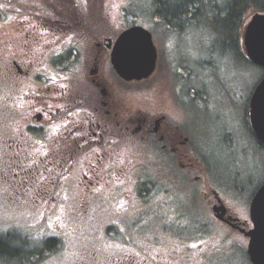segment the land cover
Listing matches in <instances>:
<instances>
[{"label":"flooded vegetation","instance_id":"1","mask_svg":"<svg viewBox=\"0 0 264 264\" xmlns=\"http://www.w3.org/2000/svg\"><path fill=\"white\" fill-rule=\"evenodd\" d=\"M18 2L0 0V24L8 19L13 24L0 30V205L38 212V220L20 232L26 239L6 230L0 240L16 246L21 261L40 259L61 240L58 209L69 210L70 218H87L118 192L126 200V234L119 223L102 231L106 239L120 241L117 249L106 253L92 247L73 254L68 248L62 264H195L188 253L191 241H202L196 245L201 248L214 232L220 241L211 253L200 252L197 264H223L225 250L245 249L249 259V206L259 186L244 218L234 215L216 188L199 189L201 204L186 211L197 216V229L189 235L175 232L185 210L172 204L173 191L161 178L162 161L195 182L194 162H179L188 155L180 146L189 138L179 140L165 128V115L132 105L130 83L146 81L154 72L138 81L115 72L111 53L126 27L105 1L97 16L87 10L90 0H45L39 8L28 4L26 15ZM250 2L254 13H264V0H250L245 9ZM46 17L59 27H48L41 20ZM149 224L159 231L146 233ZM73 229L86 231L83 225ZM169 243L184 245L185 251L169 249Z\"/></svg>","mask_w":264,"mask_h":264},{"label":"rangeland","instance_id":"2","mask_svg":"<svg viewBox=\"0 0 264 264\" xmlns=\"http://www.w3.org/2000/svg\"><path fill=\"white\" fill-rule=\"evenodd\" d=\"M18 1L20 9L23 8L21 14L25 15L28 4L39 8L45 3V0ZM104 1L121 28L142 25L150 30L157 48L154 73L148 80L132 82L128 87L132 105L146 107L149 115H165V128L177 133L179 140L189 138L184 146H180L182 153L188 155L179 162H194L190 175L199 176L195 182L182 178L180 168L174 174L168 162L165 159L162 161L161 178L173 191L172 204L179 203L183 206L179 209L185 210L179 216L175 232L189 235L197 229V216L189 215L186 211L193 207L196 209L201 204L199 189L216 188L226 204L231 206L235 216L247 217L245 207L264 181V149L257 144L247 121L248 100L263 70L237 56L234 46H230V49L223 46L221 32L217 29L223 27L225 7L231 0H204L193 17L187 15L184 21L176 19L179 24L176 27L155 13V0ZM100 2L101 0H90V8L87 10H90L92 16H97L101 9ZM251 4L250 2L243 11V19L238 28L240 35L255 12ZM53 19L56 20V17ZM41 20L48 27L58 28L60 25L50 17ZM11 21L8 19L5 24H0V30H11ZM238 42V49L245 55L241 36ZM123 84L125 85L123 81L114 82L120 89L124 87ZM115 196L106 201L102 208H93L87 218L77 215L70 218L69 210L58 209L62 214L63 232L58 247L51 248L53 252L45 253L43 257L40 255V259L34 261L32 258L8 261L0 257V264H62L68 248L73 254L92 247L111 253L117 249L115 243L120 241L103 237L104 227L119 223L126 234V200L118 192ZM37 216L38 212L29 209L16 210L0 205V233L10 230L26 239L20 232L24 233V230L35 224ZM51 220L49 218L48 222ZM79 225H83L86 231L80 233L73 229ZM157 228V224H149L146 226V233H155L159 231ZM220 239L219 232L211 233L201 248L196 245L202 241L192 240L188 251L191 261L197 264L200 252L211 253L212 244ZM171 243L167 244L169 249L178 253L185 251L184 245ZM30 244L36 245L34 242ZM222 254L223 264H251L245 249L225 250Z\"/></svg>","mask_w":264,"mask_h":264},{"label":"water","instance_id":"3","mask_svg":"<svg viewBox=\"0 0 264 264\" xmlns=\"http://www.w3.org/2000/svg\"><path fill=\"white\" fill-rule=\"evenodd\" d=\"M246 59L264 70V13H254L241 34ZM157 48L150 30L134 24L120 34L111 53V64L124 80L147 79L155 70ZM247 115L257 144L264 149V75L254 86ZM253 227L247 232V254L252 264H264V181L249 206Z\"/></svg>","mask_w":264,"mask_h":264},{"label":"trees","instance_id":"4","mask_svg":"<svg viewBox=\"0 0 264 264\" xmlns=\"http://www.w3.org/2000/svg\"><path fill=\"white\" fill-rule=\"evenodd\" d=\"M156 1V10L155 13L158 14L161 18L167 22H172L174 27L179 26L176 23V19L179 21H184L185 16L193 17L196 10L200 7V4L203 0H155ZM250 0H233L227 6L225 22L222 24V28L218 27L217 31L221 32V38L223 39V46L230 49V46H234L237 56L241 57L246 62L250 63L245 55L238 49L239 47V23L242 21V14L246 3ZM239 3V4H238ZM241 5V6H240ZM241 8V12L239 9ZM200 9V8H199ZM8 241L5 239L0 240V257L4 256L5 259L12 260V258H23L16 246L7 245Z\"/></svg>","mask_w":264,"mask_h":264},{"label":"snow or ice","instance_id":"5","mask_svg":"<svg viewBox=\"0 0 264 264\" xmlns=\"http://www.w3.org/2000/svg\"><path fill=\"white\" fill-rule=\"evenodd\" d=\"M192 247H195V245H192Z\"/></svg>","mask_w":264,"mask_h":264}]
</instances>
